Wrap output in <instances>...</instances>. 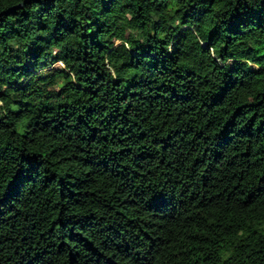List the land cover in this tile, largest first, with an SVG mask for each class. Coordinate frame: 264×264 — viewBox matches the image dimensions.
<instances>
[{
	"label": "clouds",
	"instance_id": "obj_1",
	"mask_svg": "<svg viewBox=\"0 0 264 264\" xmlns=\"http://www.w3.org/2000/svg\"><path fill=\"white\" fill-rule=\"evenodd\" d=\"M14 2L0 264H264V0Z\"/></svg>",
	"mask_w": 264,
	"mask_h": 264
},
{
	"label": "trees",
	"instance_id": "obj_2",
	"mask_svg": "<svg viewBox=\"0 0 264 264\" xmlns=\"http://www.w3.org/2000/svg\"><path fill=\"white\" fill-rule=\"evenodd\" d=\"M7 4L8 7H4V5ZM19 4H16L14 0H0V15H3L5 13H10L13 11L14 8L19 7ZM24 71H30V66H25ZM247 155V153H245ZM262 180H264V177H261ZM54 224L59 223L58 220L53 221ZM129 223H135V221H129ZM200 237L198 235H193L191 237L188 236H181V238L178 240V245L181 247H188L191 249L193 253L196 252L195 248H192V245L197 244ZM171 243V242H170ZM198 264V261H197Z\"/></svg>",
	"mask_w": 264,
	"mask_h": 264
}]
</instances>
